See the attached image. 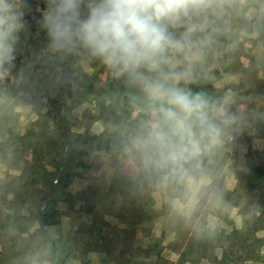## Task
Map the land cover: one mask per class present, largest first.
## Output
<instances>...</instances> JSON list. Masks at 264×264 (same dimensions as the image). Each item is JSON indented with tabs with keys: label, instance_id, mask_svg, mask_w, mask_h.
Returning <instances> with one entry per match:
<instances>
[{
	"label": "rangeland",
	"instance_id": "obj_1",
	"mask_svg": "<svg viewBox=\"0 0 264 264\" xmlns=\"http://www.w3.org/2000/svg\"><path fill=\"white\" fill-rule=\"evenodd\" d=\"M27 2L11 75L0 81V264H264V124L210 165L188 207L182 189L119 161L114 147L136 116L122 81L98 60H50L46 2ZM198 71L194 91L264 108L258 9L231 14ZM53 191L45 236L37 216Z\"/></svg>",
	"mask_w": 264,
	"mask_h": 264
},
{
	"label": "clouds",
	"instance_id": "obj_2",
	"mask_svg": "<svg viewBox=\"0 0 264 264\" xmlns=\"http://www.w3.org/2000/svg\"><path fill=\"white\" fill-rule=\"evenodd\" d=\"M40 26L50 60H98L122 81L129 111L114 151L133 175L183 190L188 207L207 186L210 165L264 124V108L194 91L198 71L230 31L234 11L264 0H45ZM27 0H0V81L11 75Z\"/></svg>",
	"mask_w": 264,
	"mask_h": 264
},
{
	"label": "water",
	"instance_id": "obj_3",
	"mask_svg": "<svg viewBox=\"0 0 264 264\" xmlns=\"http://www.w3.org/2000/svg\"><path fill=\"white\" fill-rule=\"evenodd\" d=\"M66 164H67V162H66ZM61 175V172H58L57 173V177H59ZM53 196H54V191H53V193L51 194V196H49L46 200H45V202H44V204H43V207H42V211L38 214V222H39V225H40V229H41V232L46 236V229H45V226H44V224H43V222H42V219H41V214L43 213V211L45 210V208H46V204L53 198ZM49 242L52 244V240L51 239H49Z\"/></svg>",
	"mask_w": 264,
	"mask_h": 264
},
{
	"label": "trees",
	"instance_id": "obj_4",
	"mask_svg": "<svg viewBox=\"0 0 264 264\" xmlns=\"http://www.w3.org/2000/svg\"><path fill=\"white\" fill-rule=\"evenodd\" d=\"M73 96V95H72ZM81 167H83L82 165H81ZM85 168L83 167L82 169H81V171H83ZM150 184L151 185H153L151 182H150ZM53 209L52 208H50V207H47V209H46V211H44L42 214H41V219H42V222H43V224H44V226L45 225H48L49 223H50V221L52 220V216L51 215H53ZM37 219H38V216H37Z\"/></svg>",
	"mask_w": 264,
	"mask_h": 264
}]
</instances>
